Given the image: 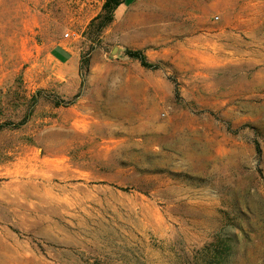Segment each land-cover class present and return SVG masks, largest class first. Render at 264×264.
<instances>
[{"label":"rangeland","instance_id":"rangeland-1","mask_svg":"<svg viewBox=\"0 0 264 264\" xmlns=\"http://www.w3.org/2000/svg\"><path fill=\"white\" fill-rule=\"evenodd\" d=\"M102 4L0 0V264H264V0Z\"/></svg>","mask_w":264,"mask_h":264},{"label":"trees","instance_id":"trees-1","mask_svg":"<svg viewBox=\"0 0 264 264\" xmlns=\"http://www.w3.org/2000/svg\"><path fill=\"white\" fill-rule=\"evenodd\" d=\"M124 4V0H104L102 4L101 12L91 21L90 26H98V31L101 32L106 26H108L112 20L113 16L121 5ZM125 54L129 58L136 59L140 62L141 66L145 68H157L156 64L149 63L144 57L143 53L139 50H125ZM257 151L259 147L257 145Z\"/></svg>","mask_w":264,"mask_h":264},{"label":"crops","instance_id":"crops-1","mask_svg":"<svg viewBox=\"0 0 264 264\" xmlns=\"http://www.w3.org/2000/svg\"><path fill=\"white\" fill-rule=\"evenodd\" d=\"M97 1H101L102 3H103V1L104 0H97ZM122 6V5H121ZM121 6L119 7V8H117V10H116V12L118 11V10H120V8H121ZM115 12V13H116ZM58 48L59 49H55V50H57V57H59L58 59L57 58H55L58 62H59V64H66V65H69V71H68V73H67V77H75V75L77 74V72H78V69H77V67H76V65H75V67H71V66H73L75 63H74V58L73 57H71V56H69L70 55V52H69V50L68 49H66L65 47H63V46H61L60 44L58 45ZM64 59V60H63ZM60 60H62V61H64V62H61Z\"/></svg>","mask_w":264,"mask_h":264},{"label":"built area","instance_id":"built-area-1","mask_svg":"<svg viewBox=\"0 0 264 264\" xmlns=\"http://www.w3.org/2000/svg\"><path fill=\"white\" fill-rule=\"evenodd\" d=\"M65 37H68V34L67 33L65 34Z\"/></svg>","mask_w":264,"mask_h":264}]
</instances>
